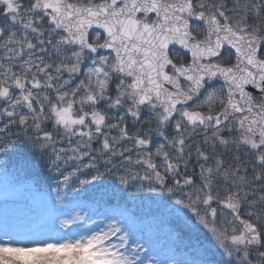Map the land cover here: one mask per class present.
Masks as SVG:
<instances>
[{"label":"snow or ice","instance_id":"snow-or-ice-1","mask_svg":"<svg viewBox=\"0 0 264 264\" xmlns=\"http://www.w3.org/2000/svg\"><path fill=\"white\" fill-rule=\"evenodd\" d=\"M0 193V264H264V0H0Z\"/></svg>","mask_w":264,"mask_h":264},{"label":"rangeland","instance_id":"rangeland-1","mask_svg":"<svg viewBox=\"0 0 264 264\" xmlns=\"http://www.w3.org/2000/svg\"><path fill=\"white\" fill-rule=\"evenodd\" d=\"M226 163H232V161L226 160ZM0 204L2 205L0 237L8 233L17 239H46L54 234L53 213L45 205L33 202L25 204L18 197L3 193H0ZM3 239L6 240L8 237ZM165 243L161 237L158 245L162 249L160 259L171 255L170 251L164 247Z\"/></svg>","mask_w":264,"mask_h":264},{"label":"trees","instance_id":"trees-1","mask_svg":"<svg viewBox=\"0 0 264 264\" xmlns=\"http://www.w3.org/2000/svg\"><path fill=\"white\" fill-rule=\"evenodd\" d=\"M0 212H2V205L0 204ZM56 227V226H55Z\"/></svg>","mask_w":264,"mask_h":264},{"label":"bare ground","instance_id":"bare-ground-1","mask_svg":"<svg viewBox=\"0 0 264 264\" xmlns=\"http://www.w3.org/2000/svg\"><path fill=\"white\" fill-rule=\"evenodd\" d=\"M192 166H190V168H191Z\"/></svg>","mask_w":264,"mask_h":264},{"label":"flooded vegetation","instance_id":"flooded-vegetation-1","mask_svg":"<svg viewBox=\"0 0 264 264\" xmlns=\"http://www.w3.org/2000/svg\"><path fill=\"white\" fill-rule=\"evenodd\" d=\"M226 62H228V61H226Z\"/></svg>","mask_w":264,"mask_h":264}]
</instances>
